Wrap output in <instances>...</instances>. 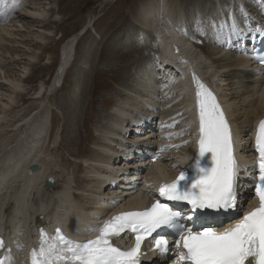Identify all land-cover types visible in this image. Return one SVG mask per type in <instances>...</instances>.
Masks as SVG:
<instances>
[{"label": "bare ground", "instance_id": "1", "mask_svg": "<svg viewBox=\"0 0 264 264\" xmlns=\"http://www.w3.org/2000/svg\"><path fill=\"white\" fill-rule=\"evenodd\" d=\"M50 2L17 0V6L13 7V0H0V12L8 13L7 19L0 17V238L11 250L14 264H28V254L37 247L39 231L34 227H45L46 232L59 227L78 240L92 238L97 234L90 231L98 226L96 218L103 214L105 218L111 216L112 201H119L115 205L121 210L132 209L140 199L149 196L143 189L152 190L154 180L168 178L178 170L182 156L192 153L195 130L194 92L188 84L187 70L195 71L217 93L231 120L239 152L251 154V134L264 115V68L257 69L253 65L254 60L247 53L250 40H237L231 46L210 42L212 16L205 15L201 23L209 35L202 36L195 31L190 38L178 22L181 19L173 15L178 0H144L139 4L137 20L143 29L162 37L155 47L158 56L161 53L163 56L159 60L150 59V55L140 58L128 81H121L118 92L122 97L101 117L103 124L95 131L96 141L90 157L81 161L80 170H70L73 163L62 166L57 150L69 132L63 135L58 112H55L57 107H52L61 87L52 86L47 91L45 83L39 80L40 90L35 91V100L30 103L36 106L27 114L28 105L25 104L29 97H22L28 96L23 92L24 79L31 63L38 59L31 47L44 49L48 36L53 33L43 25L62 19L59 12L51 11ZM262 7L249 13L253 22L264 25ZM151 10L155 11V18L147 16ZM90 23L91 20L84 23L83 35L92 29ZM81 37L75 43L76 36H73L63 46L60 69L56 72L62 84ZM73 103H70L71 111L78 107L75 101ZM53 113L56 125L48 138ZM70 120L68 124L74 122L73 116ZM171 124L175 127H165ZM127 128L135 131L128 147L120 141L127 135ZM169 133L181 135L168 139ZM138 148L141 151L142 148L166 150L156 161L149 158L140 161L136 154ZM190 149L186 155L180 154ZM126 157L131 161H122ZM32 164L37 165L36 171H29ZM141 174L143 179L148 177L145 185L135 186ZM49 178L52 183L47 186L45 182ZM125 178L129 181L121 182ZM123 242L127 244L126 237L119 238L116 244ZM170 257L161 258L156 264L166 261L174 264L175 256L171 254Z\"/></svg>", "mask_w": 264, "mask_h": 264}, {"label": "snow or ice", "instance_id": "2", "mask_svg": "<svg viewBox=\"0 0 264 264\" xmlns=\"http://www.w3.org/2000/svg\"><path fill=\"white\" fill-rule=\"evenodd\" d=\"M260 3L264 6V0ZM15 6L17 0H13ZM260 12L264 15V7ZM0 17L7 19L8 13L0 12ZM209 27L211 39L219 46H231L237 40L264 43V25L253 22L243 5L226 11L219 20L213 19ZM195 31L209 35L200 21ZM255 58L264 63V55ZM193 80L198 107L196 173L189 175L181 170L171 182L158 186V196L149 193L153 197L149 207L112 215L90 229L97 233L90 239L74 240L60 228L49 235L41 226L38 247L30 252L31 264H141L145 255L142 245L149 238L161 256H175L174 264H264V119L259 121L255 137L258 159L242 168L236 158L231 126L217 97L195 75ZM174 135L181 133H169L166 138ZM165 150L160 148V152ZM158 158L152 157L154 161ZM245 178L253 198L258 200L247 211L241 206L242 193L247 190ZM237 210L241 215L228 227L221 225L222 230L210 221V214ZM124 236L134 237V244L127 249L114 243ZM0 253V264H14L2 238Z\"/></svg>", "mask_w": 264, "mask_h": 264}, {"label": "rangeland", "instance_id": "3", "mask_svg": "<svg viewBox=\"0 0 264 264\" xmlns=\"http://www.w3.org/2000/svg\"><path fill=\"white\" fill-rule=\"evenodd\" d=\"M49 1H51V11L59 12L62 19L43 25L53 33L52 36H48L49 40L44 49L31 47V52L38 59L31 63L29 74L24 79L26 82L23 92L28 93V96L22 97L24 99L29 97V102L25 104L28 105L27 111H25L27 114L26 112L36 106L30 105V103L35 100L33 98L37 95L35 91L40 90L39 80L45 83L47 91L52 86L56 89L61 87L53 100L55 104L52 107L60 109L59 112L56 108L55 112H58L57 120L61 121L59 125L63 135L64 132L68 131L69 133L64 136L66 139L63 143H57L60 145L57 150V154L60 156L58 162L62 166L73 163L70 165V170L73 168L74 171H77L81 168V161L90 157L92 144L96 141L95 131L103 124L101 117L111 111L110 108L114 107L117 99L122 97L118 92L121 81H125V79L128 81L130 73L133 74V66L140 62L138 61L140 58L143 59L150 55L152 56L150 59L159 60L163 56V53L158 56V50L155 47L158 45L157 41L162 37L157 33L153 34V31L143 29L137 20L139 4L144 0ZM176 3L178 7L173 9V15L181 19L178 22L182 27H185L186 35L190 38L195 33V30H191L192 27H195L197 21H203L204 15L212 16V20H217L222 18L226 11L236 10L238 5H243L248 12H253L262 6L257 0H178ZM154 14L155 11L151 10L147 16L153 18ZM236 15L239 16L238 11H236ZM143 18L145 19V17ZM88 20H91L90 25L92 24L93 27L83 35L85 33L83 31L84 23ZM204 20L206 21L207 18ZM154 24L155 22L152 24L153 28ZM158 35L159 38H157ZM73 36H76L75 43L79 37L83 38H80L73 51L70 69L62 84L61 78L56 75V72L60 69L63 46ZM211 41L214 43L212 39H210ZM198 43L203 44L201 41ZM166 47H169L168 43ZM73 77L77 78L71 82ZM39 100L37 98V101ZM73 101L78 105L75 111L70 109V103ZM146 107L149 108L148 105ZM121 115L124 116V114ZM71 116L75 123H70ZM51 117L53 118L49 123L51 127L47 131L48 138L53 134L52 128L56 125L55 114L53 113ZM149 118L150 116H148ZM64 129L66 130L64 131ZM127 129V135L120 141L128 147L135 131ZM128 138L130 139L127 142ZM67 147L71 149L69 150ZM62 180L60 183L63 182Z\"/></svg>", "mask_w": 264, "mask_h": 264}, {"label": "water", "instance_id": "4", "mask_svg": "<svg viewBox=\"0 0 264 264\" xmlns=\"http://www.w3.org/2000/svg\"><path fill=\"white\" fill-rule=\"evenodd\" d=\"M29 171H36L37 170V165L36 164H32L28 167ZM52 183V179H47L46 182H45V185H50Z\"/></svg>", "mask_w": 264, "mask_h": 264}]
</instances>
